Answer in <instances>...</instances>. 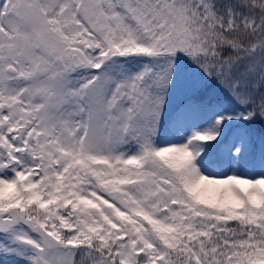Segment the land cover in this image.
<instances>
[{
  "label": "snow or ice",
  "instance_id": "1",
  "mask_svg": "<svg viewBox=\"0 0 264 264\" xmlns=\"http://www.w3.org/2000/svg\"><path fill=\"white\" fill-rule=\"evenodd\" d=\"M257 124L264 0H0V264H264Z\"/></svg>",
  "mask_w": 264,
  "mask_h": 264
},
{
  "label": "trees",
  "instance_id": "2",
  "mask_svg": "<svg viewBox=\"0 0 264 264\" xmlns=\"http://www.w3.org/2000/svg\"><path fill=\"white\" fill-rule=\"evenodd\" d=\"M252 133H253V136L255 138V140L257 141V143L259 142V139L261 137V135H264V125H261V124H257L255 126H253L252 128ZM168 138H176L175 136L173 135H169L167 136Z\"/></svg>",
  "mask_w": 264,
  "mask_h": 264
},
{
  "label": "rangeland",
  "instance_id": "3",
  "mask_svg": "<svg viewBox=\"0 0 264 264\" xmlns=\"http://www.w3.org/2000/svg\"><path fill=\"white\" fill-rule=\"evenodd\" d=\"M167 139V138H166ZM170 140H174V139H170Z\"/></svg>",
  "mask_w": 264,
  "mask_h": 264
}]
</instances>
